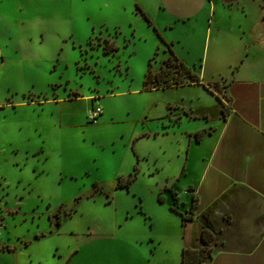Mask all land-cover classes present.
<instances>
[{"label": "rangeland", "instance_id": "374dc122", "mask_svg": "<svg viewBox=\"0 0 264 264\" xmlns=\"http://www.w3.org/2000/svg\"><path fill=\"white\" fill-rule=\"evenodd\" d=\"M219 1V26L200 16L167 32L175 54L200 84L186 77L180 87L145 90L149 61L152 74L164 71L167 82L181 70L160 38L162 27L150 25L129 1L0 0V46L9 44L2 48L9 59L0 65V264H30L34 252L44 255L51 242L69 246L71 232H82L87 224L97 232L127 212L137 222V204L152 219L139 215L152 224L148 231L163 242L154 263L182 264L185 244L179 242L185 239L178 225L167 226L157 196L169 197L171 206L190 214L175 181L167 180L182 176L187 133H203L205 119L189 118L193 110L207 113L218 101L209 88L241 79L232 72L246 55L242 31L264 21V0ZM242 1L246 9L239 6ZM113 41L119 51L104 55L103 46ZM250 77L247 72L241 81ZM96 109L101 115L95 122L91 113ZM211 114L217 123V114ZM211 143L198 148V155L193 151L192 179L204 172L202 158L211 152ZM134 165L140 169L137 181L129 190L116 189V175L127 178ZM37 234L48 237L35 244ZM193 235L187 225L191 249ZM204 247L193 248L194 255L209 264L213 242ZM150 249L151 244L137 248L145 264H151ZM216 263L225 264V258Z\"/></svg>", "mask_w": 264, "mask_h": 264}, {"label": "crops", "instance_id": "0c3cea01", "mask_svg": "<svg viewBox=\"0 0 264 264\" xmlns=\"http://www.w3.org/2000/svg\"><path fill=\"white\" fill-rule=\"evenodd\" d=\"M127 1L136 10L140 7L153 26L162 27L163 32L158 29L160 38L172 50L174 41L167 35L169 30L188 24L193 19L198 20L200 16L209 21L211 26H219L216 13L218 10L223 11L219 0ZM241 4L233 5L246 9L244 1ZM115 7L118 11L121 9L117 4ZM124 9H127L126 6ZM242 33L246 43L245 58L240 61L239 66H230L235 69L232 76L242 74L241 79L234 78L230 83H226L227 80L220 87L209 88L211 92L207 90L218 101H215V105L207 113L193 110L194 117L189 118L190 122L199 117L205 119L203 136L197 142L196 134L201 133V130L187 133L189 152L184 158L185 170L179 178L167 179L177 180L175 190L179 192L183 207L190 209L193 198L196 199L197 217L189 224L194 233L191 241L189 240L191 247L200 249L203 246L199 241L200 233L205 227L206 218L212 221L214 240L209 264H217L218 258H225V264H264V21L259 27L248 25ZM180 39L185 40L184 36ZM8 45L4 43L0 46V53L4 55V61L0 65L9 59L7 52L2 50L3 47L7 49ZM21 61L18 60V63ZM247 66L250 71L245 70ZM247 72L251 77L241 81L246 78ZM211 110L218 116L217 123ZM170 126L171 124L166 125L165 128L170 129ZM173 129L176 131L180 128ZM193 138L195 141H192ZM204 143H211L212 150L206 159L202 158L204 172L192 179L193 151L198 155L201 152L198 148ZM162 206L165 207L162 213L165 211L164 217L169 229L173 224L175 227L179 226L178 234L185 239L183 243L180 238V247H183L187 242L186 227L181 223L180 216L171 211L169 197H166ZM127 214L119 222H109L97 232L91 231L89 224L82 232H71V243L64 248L54 240L55 243L51 242L48 247L50 249L47 248L44 255L34 252L35 258L30 264H145L137 251L139 246L145 244H151L148 262L155 264L154 256H158L155 250L161 248L163 242L148 231L150 224L148 219L145 218L147 224L140 219L139 215H143L142 213L137 215V222L134 221L136 216ZM149 219L152 220L151 217ZM46 237L48 235L35 239V244L43 243Z\"/></svg>", "mask_w": 264, "mask_h": 264}, {"label": "trees", "instance_id": "16d2710c", "mask_svg": "<svg viewBox=\"0 0 264 264\" xmlns=\"http://www.w3.org/2000/svg\"><path fill=\"white\" fill-rule=\"evenodd\" d=\"M137 8L140 12H142L140 7H137ZM142 14L149 21V24L151 25L152 23H151L149 17L144 12H142ZM162 40L164 41V39H162ZM119 49H120V47L118 44H116V42H114V41L113 42H106L102 48V53L104 55H115L116 52L119 51ZM168 49L170 51V56H171L170 58L173 59L174 66L178 67L181 70L180 73H178V77L172 79L171 82H167L168 78L165 79V77H163L164 71H162L163 74L157 73V74L153 75L152 72L149 70L151 67V61H149V68H148L149 72H147V74L145 75V80H144L145 90H151V89H155V88L156 89H162V88L165 89L166 87L181 86V85L185 84L186 77H190L195 83L200 82V78L197 75H195L189 67H187L183 62L180 61V59L177 57V55L171 49L170 46H168ZM206 87L208 88V86H205V88ZM224 111H225V109L223 108V114H224ZM99 118L97 119V121L99 120ZM165 127H166V125L164 126V128ZM156 134H158V133H156ZM202 136H203V133H197L196 134L197 142H199L201 140ZM134 154L136 155L137 160L139 162L140 158H139L138 154L137 153H134ZM184 170H185V166L183 167L181 173H183ZM139 173H140V169H139L138 165H134L131 172L128 174L127 178H125V175L123 173L117 174L116 175V177H117L116 189H127V190H129L131 188V186L133 185V183L137 181ZM176 183H177V180H175V182L173 183L174 187L176 186ZM92 197L93 196H89L88 198L91 199ZM177 197H178L177 192H173L172 198L174 199V201L178 200ZM78 199H81V196L76 197L75 201H78ZM157 201L159 204L163 205L166 202V197H163L162 195H158ZM110 202H111V198L108 201V203H110ZM140 203H142L141 199H140ZM136 206L139 207V210H138L139 213H142L143 215H145L146 219L150 218L149 216H147L146 212H144L142 205L137 204ZM170 209H171V211H173L174 213H176L177 215H179L181 217V222H182L184 227H186L190 223L194 222L195 218L197 217L196 215H197L198 208L196 206V199L195 198H193V200H192L191 208L189 209V212H190L189 215H185L184 213L178 211L176 209V207H173V206H170ZM3 218H4V216H3ZM57 224H58V226L61 225L60 219H58ZM41 236L43 237V234H40V235L37 234L35 236V238L40 239ZM199 240L203 245L201 247V249L205 248L204 247L205 245L209 246L211 244V242H213V240H214V229H213L212 221L209 218H206V224H205V227L202 228V231H201L200 236H199ZM209 251L211 252V249H209ZM194 252H195L194 249H191L190 247H187L185 245V247L183 248V251H182V264H204L201 255H199V256L194 255Z\"/></svg>", "mask_w": 264, "mask_h": 264}, {"label": "built area", "instance_id": "2783aa9c", "mask_svg": "<svg viewBox=\"0 0 264 264\" xmlns=\"http://www.w3.org/2000/svg\"><path fill=\"white\" fill-rule=\"evenodd\" d=\"M2 54L0 53V62L2 61ZM101 115V111L99 109H96L93 113H91V118L96 122L99 116ZM3 224V215L0 213V228Z\"/></svg>", "mask_w": 264, "mask_h": 264}]
</instances>
